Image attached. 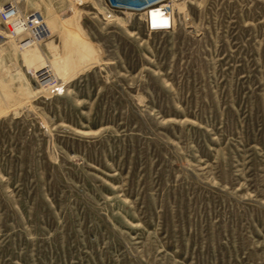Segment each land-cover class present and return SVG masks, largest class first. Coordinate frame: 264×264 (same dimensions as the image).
Listing matches in <instances>:
<instances>
[{
	"label": "rangeland",
	"instance_id": "rangeland-1",
	"mask_svg": "<svg viewBox=\"0 0 264 264\" xmlns=\"http://www.w3.org/2000/svg\"><path fill=\"white\" fill-rule=\"evenodd\" d=\"M166 3L0 42V264H264V0Z\"/></svg>",
	"mask_w": 264,
	"mask_h": 264
},
{
	"label": "built area",
	"instance_id": "built-area-1",
	"mask_svg": "<svg viewBox=\"0 0 264 264\" xmlns=\"http://www.w3.org/2000/svg\"><path fill=\"white\" fill-rule=\"evenodd\" d=\"M147 0H105L108 17L114 13L146 14V25L150 31H156L151 17L147 16L157 6L162 8V13H170V8L164 6L167 0L154 1L145 4ZM0 33L6 34V39L17 44L19 50L40 45L49 36V28L44 15L39 10L27 7V0H0ZM171 24L166 29H169ZM163 29V30H166ZM1 33V34H2ZM39 75V73H38ZM41 78V76H39ZM45 80V79H42ZM52 80V79H51ZM49 80L48 82H50ZM52 91H58L56 82L51 86Z\"/></svg>",
	"mask_w": 264,
	"mask_h": 264
},
{
	"label": "bare ground",
	"instance_id": "bare-ground-1",
	"mask_svg": "<svg viewBox=\"0 0 264 264\" xmlns=\"http://www.w3.org/2000/svg\"><path fill=\"white\" fill-rule=\"evenodd\" d=\"M173 5L174 4H172V6H171L172 8H173ZM164 6H167V4H165ZM156 10H158V13L161 16L165 17L167 19V21L166 20L165 21H158V22L152 21L154 26H156L155 29H157V30L166 29L169 24H171V28H173L175 26V21H174V18L171 16V13H166L165 15H163L161 7L157 8ZM168 15H169V17H168ZM46 19H48V18H46ZM64 21H66V20H63L62 22H64ZM46 23H47L48 28H49V36H48V39H49L50 35H52L54 32H56L59 29L60 23H59V20H56L54 22L51 18ZM1 33H0V38H1L0 42H2V39L6 40V38H7L6 34H4V33L1 34ZM38 73H39V76H41V79H45L44 82H48L49 80L53 79L51 77V74H49V72H48V68L47 69H44V68L40 69Z\"/></svg>",
	"mask_w": 264,
	"mask_h": 264
}]
</instances>
